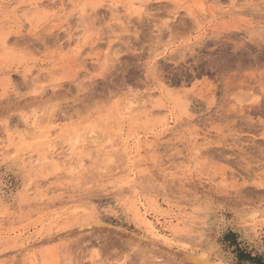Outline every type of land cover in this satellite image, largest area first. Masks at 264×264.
Listing matches in <instances>:
<instances>
[{
	"label": "rangeland",
	"instance_id": "rangeland-1",
	"mask_svg": "<svg viewBox=\"0 0 264 264\" xmlns=\"http://www.w3.org/2000/svg\"><path fill=\"white\" fill-rule=\"evenodd\" d=\"M113 2L127 7L108 13L114 39L105 48L90 31L77 28L83 27L80 19L105 11L85 5ZM141 2L0 0V264H116L129 259V251L138 264L184 258L190 264L201 258L235 264L233 249L221 242L229 231L237 234L243 248L264 257V197L259 195L264 189L253 179L245 187L257 195L240 197L233 195L232 186L233 163L260 175L247 151L256 147L247 143L254 136L240 135L239 160L222 163L204 157L196 178L189 172L190 178L177 187L179 195L146 196L142 182L161 147L174 143L182 168L193 163H183L186 154L210 150L198 133L201 124L216 116L196 112L193 128L182 127L193 91L203 93L209 107L219 103L221 112L256 110L252 100L258 97L264 56L259 36L237 52L232 51L235 42L225 37L258 32L264 0H169L178 13H187L179 17L191 25L187 34L169 43L160 41L162 51H131L146 61L150 56L153 65L163 60L172 68L186 66L187 71L174 78L179 86L171 87L172 80L156 85L147 73L130 69L127 48L121 54L124 37L115 29L140 11ZM26 29H48L59 47L38 53L25 49L20 41ZM213 55L218 69L233 57H250L255 65L226 84L218 97L219 87L204 82L211 79L207 61ZM197 73L201 78L192 80ZM73 87L82 97L94 99L70 109L57 102L46 110L54 98L67 100ZM21 91L37 95L22 97ZM4 100L10 102L6 107ZM76 133L82 138L71 151ZM169 136L174 139L166 145ZM51 143L56 150L49 148ZM101 190L107 193L102 198L93 195ZM150 222L157 231L147 226ZM220 225L226 226L221 230ZM174 237L192 242L187 250L176 248Z\"/></svg>",
	"mask_w": 264,
	"mask_h": 264
},
{
	"label": "snow or ice",
	"instance_id": "snow-or-ice-1",
	"mask_svg": "<svg viewBox=\"0 0 264 264\" xmlns=\"http://www.w3.org/2000/svg\"><path fill=\"white\" fill-rule=\"evenodd\" d=\"M85 7H99L104 9L102 15H93L91 19L85 21L80 19L79 23L82 28H77V31H90L96 40L102 41V47L109 48L113 42V17L109 16V12L120 9L123 10L127 5H121L118 3H100L85 5ZM140 11L123 20L121 27L116 28L115 31L119 32L124 37L120 41L122 45L121 54H124V48L128 49L126 59L130 69L139 72L141 75L147 73L152 77L156 85H159L163 80L165 83L173 81L169 86H179L178 80L174 79L179 74L187 71L186 66L180 65L176 68L170 67L165 61L161 60L159 64L153 65L151 57L149 56L146 61L144 55L133 53L131 49H151L152 52L160 51L163 47L160 45V41L169 43L175 37L176 39L182 38L187 34L190 28V23L187 19H180L181 15L186 16L187 13L180 14L177 11L178 6L174 3H170L169 0H142L137 5ZM125 16H128L125 13ZM163 21V23H162ZM259 36L261 48L264 49V3L261 4V22L258 32L253 31L244 36H230L225 37L229 43L235 42L233 52L240 51L245 48L249 41ZM25 49L37 51L46 50L48 48H57L59 44L56 42V38L50 34L48 29H44L38 33H33L25 30V36L20 41ZM250 46V45H249ZM177 59V58H173ZM113 63L116 61L113 59ZM211 72V79H205V84L210 88L213 85H217L220 89L217 94L218 97L224 92L225 85H230L234 79L249 71V65H255L250 57H244L243 59H237L233 57L230 60L223 62V67L217 68V58L215 55L207 61ZM259 67L261 68L260 85L257 89L258 97L252 100V104L257 106L255 111L252 112H239L236 109H230L228 112H221L220 105L209 107L205 103V96L203 93L197 96L195 91L192 95L187 97V101L192 105L190 109H185L184 122L182 127L186 129L193 128V113L198 112L199 115L204 116L211 114L216 116L215 120L208 119L206 123L200 125V143L209 147V151L201 155L200 149L193 150L192 154H186L183 163L193 161L189 168L180 167L181 161H177L176 157L179 155L174 151L175 144L167 145V141L174 138L169 136L165 138V144L167 146L161 147L158 153L154 155L149 165V171L143 175L147 178L142 181L145 185L144 194L150 197L159 196H171L173 194L179 195L176 192L177 187L183 184L189 179V172H192V179H195L198 175L199 165L204 160V157L214 158L218 162L230 163L233 160H239L241 152L238 151V147L241 144L240 135L245 137L254 136L255 139H248V144L256 145V147L249 148L247 151L252 153L254 159L252 160L254 171L260 173L259 177H255L252 174V170H249L247 165L241 163H233L235 170L232 177L233 195L240 197H255L257 193L254 188H246L245 186L253 179H258V186L264 189V56L261 57ZM222 73V75H217ZM188 77H185L187 79ZM200 74L197 73L195 77H191L192 80L200 79ZM189 89L192 88V84L188 85ZM35 92H20V96H34ZM94 98L82 97L79 90L75 87L72 88V92L68 95V99L64 100L63 97L54 98L53 103H47L46 110L53 109L55 103H67L69 109L73 106L82 105L86 100L91 103ZM211 99V97H208ZM10 102L4 100V105L7 106ZM199 106V108L197 107ZM219 113V115H217ZM75 114V113H74ZM251 117H258V119H252ZM225 119L227 123H225ZM199 123V121H196ZM211 133V135H208ZM239 134V135H238ZM231 148L230 151L225 152L224 149ZM175 161V163H174ZM104 191H97L93 195L103 197L106 195ZM261 197H264V192L259 193ZM261 211L264 212V203H262ZM226 225H220L221 230ZM235 226V222H233ZM71 236L72 233H69ZM176 248L183 247L187 250V246L192 241L187 238L174 237ZM129 259H121L116 264H138L136 257L131 251L128 252ZM103 264H114L112 260H105ZM169 264H190L187 258L177 259L175 261H169ZM195 264H211L210 261L197 260Z\"/></svg>",
	"mask_w": 264,
	"mask_h": 264
},
{
	"label": "trees",
	"instance_id": "trees-1",
	"mask_svg": "<svg viewBox=\"0 0 264 264\" xmlns=\"http://www.w3.org/2000/svg\"><path fill=\"white\" fill-rule=\"evenodd\" d=\"M221 242L224 245H228L229 248L233 249L235 254V264H264V257L260 255H254L253 252L243 248L238 240L236 233L229 231L223 235Z\"/></svg>",
	"mask_w": 264,
	"mask_h": 264
},
{
	"label": "bare ground",
	"instance_id": "bare-ground-1",
	"mask_svg": "<svg viewBox=\"0 0 264 264\" xmlns=\"http://www.w3.org/2000/svg\"><path fill=\"white\" fill-rule=\"evenodd\" d=\"M80 138H82V135L81 134H79V133H76L75 134V137L73 138V139H71L70 141L72 142V150L71 151H73V148L74 147H76L78 144H79V141H80ZM74 141V142H73ZM49 148L50 149H54L55 147H54V145L51 143V145H49ZM55 150H56V148H55ZM1 152V151H0ZM56 152V151H55ZM53 153V158H54V156L56 155V153ZM43 159H48V156H43ZM124 185H125V183H123ZM123 184H121L122 186H123ZM140 211V210H139ZM141 212V211H140ZM143 212V211H142ZM141 215V214H140ZM147 226L152 230V231H157V230H155L156 228H155V224L154 223H152V222H150V223H148L147 224ZM154 233V232H153ZM197 260V259H196ZM198 260H200V261H206V260H204V259H198ZM195 260L193 261L192 260V263L193 264H195ZM212 264V263H211Z\"/></svg>",
	"mask_w": 264,
	"mask_h": 264
}]
</instances>
